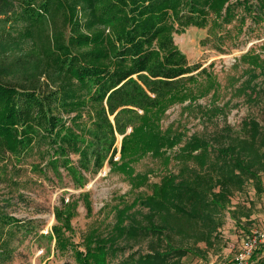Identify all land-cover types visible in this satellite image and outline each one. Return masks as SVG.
Masks as SVG:
<instances>
[{"label":"rangeland","instance_id":"1","mask_svg":"<svg viewBox=\"0 0 264 264\" xmlns=\"http://www.w3.org/2000/svg\"><path fill=\"white\" fill-rule=\"evenodd\" d=\"M13 1L14 12L0 18V38L18 43L21 51L30 55L38 67L36 78L27 82L26 87L35 91L40 106L32 104L30 107L35 120L30 122L32 131L26 146L12 153L0 140V264H79L73 250L63 252L57 247L53 235L55 226L62 228L65 237L83 252L85 240L90 236L115 239L119 252L109 264H126L133 253L164 249L170 240L166 236L136 240L117 238L114 233L117 209L127 208L130 216L138 211L148 213L140 205L129 207L137 199L151 195L152 185L160 183L169 173L181 171L188 175L189 169L197 163L186 164L178 155L192 137H204L215 146L223 137L238 135L245 121L257 119L263 124L264 0H228L215 13L207 6L205 29L189 27L184 33L174 35L189 66L198 67L190 75L205 70L215 79L210 81L206 75L200 77L199 84L191 85L192 99L173 104L166 111L160 122L161 129L170 136L176 134L181 141L165 150L168 161L147 154L131 164L134 177L145 175L148 179L141 187L138 181L133 182L113 170L109 163L114 148L117 149L114 161L121 163L122 142L132 132V127L127 128L125 135L115 132L114 147L100 167L95 156L98 145L92 134L96 109L89 101V94L87 91L78 93V100L84 103L78 109L65 106L66 101L59 100L69 79L56 69L52 55L56 39L61 38L68 44L76 33L91 36L103 29L110 34L109 27L87 26L94 10L89 7L95 8L94 3L87 0ZM230 8L231 13L227 14ZM18 79L17 82L22 83V79ZM23 100L28 107L26 99ZM44 114L60 120L53 132L52 126L44 124ZM114 117H110L113 124ZM63 125L82 134L86 160L79 153L67 156L58 153L57 133L62 131ZM104 155L106 151L102 157ZM67 158L71 164L65 167ZM70 166L78 172L75 178L67 170ZM58 210L74 211L71 230H65L57 220ZM229 211L250 213V216L235 220ZM221 220L223 225L214 246L198 244L205 251L203 258L189 255L182 263L241 264L247 261L252 255L247 247L249 241L264 237V193L257 195L248 184L243 192L233 196Z\"/></svg>","mask_w":264,"mask_h":264},{"label":"trees","instance_id":"2","mask_svg":"<svg viewBox=\"0 0 264 264\" xmlns=\"http://www.w3.org/2000/svg\"><path fill=\"white\" fill-rule=\"evenodd\" d=\"M87 1L95 5V8L89 7L94 10L87 26L109 27L110 34L103 29L91 36L76 33L68 44L61 38L56 39L52 52L56 69L69 79L59 100H65V106L78 109L84 106L78 100V93L89 94V101L96 109L92 134L93 142L98 145L95 156L100 167L114 147L115 132L125 135L127 128L132 127L122 142L121 163L114 161L116 148L109 163L113 170L133 182L138 181L141 187L148 179L145 175L134 177L131 164L147 154L168 161L165 150L181 141L176 134L170 136L162 131L160 122L166 111L173 104L192 99L191 85L199 84L200 77L215 79L205 70L190 75L198 67L189 66L174 35L184 33L189 27L205 29L209 14L205 8L209 6L214 13L219 12L228 0ZM13 12V0H0V18ZM20 47L15 41L0 38V140L12 153H17L30 140V122L35 120L30 107L40 106L35 91L26 87L27 82L36 78L38 67ZM18 78L22 83L17 82ZM6 80L14 83L8 85ZM261 113L263 124L257 119L245 121L238 135L223 137L215 146L204 137H192L178 156L186 164L195 161L197 166L189 169L188 175L180 171L162 177L160 183L152 185L151 195L137 199L129 207L140 205L148 213L138 211L130 216L127 208L117 209L114 231L117 238H170L164 249L133 253L126 264H185L182 259L189 255L203 258L205 251L198 244L214 246L223 225L221 215L228 210L233 196L243 192L248 184L257 195L264 193V111ZM114 115L113 124L110 117ZM42 118L44 124L52 126V132L60 123L47 114ZM61 130L57 133L58 153L64 156L79 153L86 160L82 134L64 125ZM103 151L106 155L102 157ZM70 164L67 158L65 167ZM67 170L73 178L78 175L71 166ZM73 212L58 210L56 213L67 231L71 230ZM229 212L235 220L250 216V213ZM53 235L57 247L63 252L73 250L79 264H109L119 252L113 238L90 236L85 240L83 252L65 237L62 228L55 226Z\"/></svg>","mask_w":264,"mask_h":264},{"label":"built area","instance_id":"3","mask_svg":"<svg viewBox=\"0 0 264 264\" xmlns=\"http://www.w3.org/2000/svg\"><path fill=\"white\" fill-rule=\"evenodd\" d=\"M263 243H264V237H261L259 239H252V240L249 241L247 247L249 248L250 253H252V255H253L254 250L257 249L259 244H263ZM251 256L249 257V259L247 261L242 262L241 264H248V261L250 260ZM242 260H243V258H242Z\"/></svg>","mask_w":264,"mask_h":264},{"label":"crops","instance_id":"4","mask_svg":"<svg viewBox=\"0 0 264 264\" xmlns=\"http://www.w3.org/2000/svg\"><path fill=\"white\" fill-rule=\"evenodd\" d=\"M255 258L251 259L248 264H264V244L259 245Z\"/></svg>","mask_w":264,"mask_h":264}]
</instances>
